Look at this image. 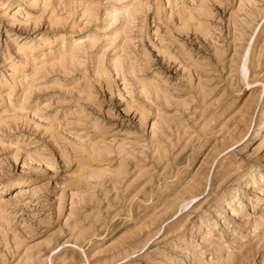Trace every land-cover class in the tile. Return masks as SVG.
Wrapping results in <instances>:
<instances>
[{"label":"rangeland","instance_id":"obj_1","mask_svg":"<svg viewBox=\"0 0 264 264\" xmlns=\"http://www.w3.org/2000/svg\"><path fill=\"white\" fill-rule=\"evenodd\" d=\"M0 264H264V0H0Z\"/></svg>","mask_w":264,"mask_h":264}]
</instances>
